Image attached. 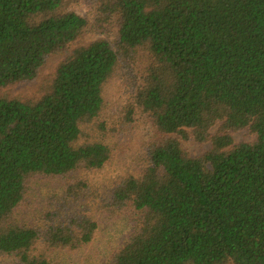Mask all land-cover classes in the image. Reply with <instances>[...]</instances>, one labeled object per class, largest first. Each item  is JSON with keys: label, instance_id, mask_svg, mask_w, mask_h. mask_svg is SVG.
<instances>
[{"label": "trees", "instance_id": "1", "mask_svg": "<svg viewBox=\"0 0 264 264\" xmlns=\"http://www.w3.org/2000/svg\"><path fill=\"white\" fill-rule=\"evenodd\" d=\"M80 10L114 21L116 38L79 46L94 27ZM53 57L32 98L10 96ZM138 64L110 114L114 81ZM138 115L151 129L142 170L102 207L134 227L103 264H264V0H0V264H59L94 241L87 214L27 227L17 212L46 179L95 206L73 175L103 169ZM245 130L254 142L229 134ZM188 143L211 147L191 157Z\"/></svg>", "mask_w": 264, "mask_h": 264}, {"label": "rangeland", "instance_id": "2", "mask_svg": "<svg viewBox=\"0 0 264 264\" xmlns=\"http://www.w3.org/2000/svg\"><path fill=\"white\" fill-rule=\"evenodd\" d=\"M80 15L91 19L94 27L85 32L79 46H87L99 39H114L117 36V24L111 23L101 28L95 25V20L85 11L80 10ZM92 17V18H91ZM61 57L50 59L36 82L13 88L11 97L32 98L41 84L50 78L58 65ZM144 67L140 64L132 67L126 76L121 73L114 81L109 94L108 112H119L132 96V83L141 75ZM126 74V73H125ZM219 125L212 130V134H218ZM151 132L148 119L144 115L135 117L134 124L128 129V138L116 139L119 142L118 151L111 161L99 171L79 170L73 176L87 181L98 194L95 206L91 207L85 199L82 201L71 200L65 195L63 180H38L35 181L26 196L25 202L17 212L18 220L27 227H41L56 220H62L69 216H81L87 214L96 222L97 230L94 241L87 247L75 253H57L54 259L59 264H103L106 263L111 253L119 249L127 240L133 224L127 216H112L111 213L102 210L112 190L124 179L137 176L142 170L145 153V143ZM237 143H252L255 137L249 130L229 133ZM145 144V145H144ZM210 144L188 143L184 146L191 157H197L210 149Z\"/></svg>", "mask_w": 264, "mask_h": 264}]
</instances>
